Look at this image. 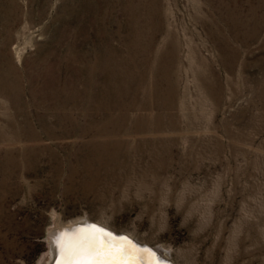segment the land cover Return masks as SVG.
<instances>
[{"label":"rangeland","instance_id":"374dc122","mask_svg":"<svg viewBox=\"0 0 264 264\" xmlns=\"http://www.w3.org/2000/svg\"><path fill=\"white\" fill-rule=\"evenodd\" d=\"M82 219L264 264V0H0V264Z\"/></svg>","mask_w":264,"mask_h":264},{"label":"snow or ice","instance_id":"6c2138e0","mask_svg":"<svg viewBox=\"0 0 264 264\" xmlns=\"http://www.w3.org/2000/svg\"><path fill=\"white\" fill-rule=\"evenodd\" d=\"M56 264H161L151 250L98 226L67 230Z\"/></svg>","mask_w":264,"mask_h":264},{"label":"bare ground","instance_id":"6f19581e","mask_svg":"<svg viewBox=\"0 0 264 264\" xmlns=\"http://www.w3.org/2000/svg\"><path fill=\"white\" fill-rule=\"evenodd\" d=\"M152 27V26H151ZM150 28V27H149ZM148 29V28H147ZM150 30V29H149ZM153 31V30H152ZM153 33V32H152ZM135 35V34H134ZM133 40H135V38L133 37ZM148 43H150V40L148 41ZM167 43V42H166ZM19 59V58H18ZM135 59V58H134ZM137 70V69H136ZM137 72V71H136ZM64 95V94H63ZM89 117V116H88ZM117 126V124H116ZM35 127V126H34ZM91 130V128H90ZM81 137V136H80ZM102 137V136H101ZM100 138V137H99ZM96 141V140H95ZM105 141V140H104ZM104 143V142H103ZM104 151L107 150V148H104L103 149ZM99 155V154H98ZM102 157V154L101 156H97V159L101 158ZM91 225H98V224H90V223H87V222H84L83 219H82V222H78V221H70V222H67L66 224L65 223H56V226L53 230H51L48 234H47V240L48 242H50V244L52 246H50V259L48 261V263L51 262L52 259H55L54 261V264H56V261L58 259V251H59V245H60V242L62 241L63 239V236H64V233L67 231V230H70L71 228L74 229V228H78V227H81V226H91ZM99 226V225H98ZM101 227V226H100ZM106 229V228H105ZM107 230V229H106ZM111 232V231H109ZM113 233V232H111ZM115 234L116 236L120 237V236H123V234H116V233H113ZM127 237V236H126ZM131 239V237H128ZM133 241V239H131ZM134 243L139 246V247H143V248H146L147 246L145 245H140L139 243L135 242ZM148 249V248H146ZM152 251V248L149 249ZM159 249H153V253H155L157 255V257L162 261V262H170L169 259H168V254L159 250ZM170 264H172L170 262Z\"/></svg>","mask_w":264,"mask_h":264},{"label":"water","instance_id":"95a60500","mask_svg":"<svg viewBox=\"0 0 264 264\" xmlns=\"http://www.w3.org/2000/svg\"><path fill=\"white\" fill-rule=\"evenodd\" d=\"M72 229V228H71ZM124 237H126L125 235H123ZM118 237V236H117ZM130 239V238H129ZM131 240V239H130ZM132 241V240H131ZM50 242H51V240H50ZM50 242H49V245L50 246H52L51 244H50ZM133 243H134V241H132ZM139 247V246H138ZM140 248H143V247H140ZM151 249V248H150ZM152 252H153V250H152ZM155 256L157 257V255L155 254ZM157 259L161 262V264H170V262H162L158 257H157ZM54 261H55V259H52L51 260V262L50 263H48V264H54Z\"/></svg>","mask_w":264,"mask_h":264}]
</instances>
